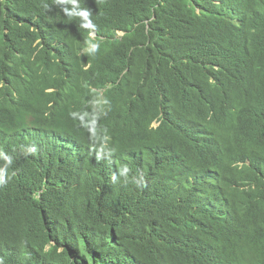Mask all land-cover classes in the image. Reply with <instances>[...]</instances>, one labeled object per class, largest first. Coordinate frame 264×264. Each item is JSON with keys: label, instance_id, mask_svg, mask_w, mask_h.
<instances>
[{"label": "trees", "instance_id": "1", "mask_svg": "<svg viewBox=\"0 0 264 264\" xmlns=\"http://www.w3.org/2000/svg\"><path fill=\"white\" fill-rule=\"evenodd\" d=\"M0 264H264V0H0Z\"/></svg>", "mask_w": 264, "mask_h": 264}, {"label": "clouds", "instance_id": "2", "mask_svg": "<svg viewBox=\"0 0 264 264\" xmlns=\"http://www.w3.org/2000/svg\"><path fill=\"white\" fill-rule=\"evenodd\" d=\"M120 35H123V34H122V33H120ZM95 36H96L95 34H93V35H92V37H95Z\"/></svg>", "mask_w": 264, "mask_h": 264}]
</instances>
